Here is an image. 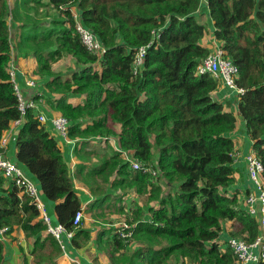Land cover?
Returning <instances> with one entry per match:
<instances>
[{"label": "trees", "instance_id": "16d2710c", "mask_svg": "<svg viewBox=\"0 0 264 264\" xmlns=\"http://www.w3.org/2000/svg\"><path fill=\"white\" fill-rule=\"evenodd\" d=\"M203 6L211 26L196 16ZM78 22L102 42L101 55L83 45ZM142 46L143 64L134 74ZM217 47L238 69L236 84L244 92L234 106L264 166V0H0V140L23 116L14 161L55 201L57 221L73 231L75 247L92 240L85 214L100 226L95 248L110 264H236L229 239L258 236V217L248 212L241 191L230 189L241 175L231 137L237 114L230 101L214 97L220 80L198 70ZM19 57L35 62L29 79L48 77V94L33 100L42 98L69 121L67 139L80 143L78 155L90 161L73 175L39 114L19 111ZM63 58L75 66L65 76L52 66ZM80 95L78 103L69 101ZM73 177L94 196L85 208ZM130 192L137 197L125 200ZM78 210L85 214L75 228ZM113 214L117 225L107 227ZM16 226L33 239L32 254L50 245L53 252H43L41 263L55 264L62 253L58 239L31 198L0 177V228L8 235ZM0 264H11L3 240Z\"/></svg>", "mask_w": 264, "mask_h": 264}, {"label": "crops", "instance_id": "0c3cea01", "mask_svg": "<svg viewBox=\"0 0 264 264\" xmlns=\"http://www.w3.org/2000/svg\"><path fill=\"white\" fill-rule=\"evenodd\" d=\"M196 16L198 17L199 21L211 26V22L208 16V10L206 9L205 6H203L199 10ZM34 64L35 63L33 60L30 59L23 60L22 57H19L14 61V69L16 71V75H15L16 77L15 76L14 77L16 78L15 79L16 83L21 89L25 100H33L35 94L39 96H41L42 94L44 95L48 94V91L43 86L44 81L48 78L47 76H44L42 78L39 77L35 78L36 79L35 84L37 85H35L34 87L27 86L25 83L26 79L31 76L28 73L30 72L31 69H34ZM217 79L220 80L221 85H219L218 89L215 90L214 97L222 102L230 101L231 102L230 109L235 111L237 114V127L234 130V132L231 134V137L236 141V146H237V151L234 154V165L238 167L241 175L240 174L236 175V180L231 185L230 189L234 190L237 188L238 190H240L241 193L239 195V198L241 200L242 199L244 200V198L249 192H257L256 187L249 179L248 170H246V166H247L246 155L249 152L253 151L252 141L247 137L244 121H242L238 117L237 108H235L234 106L236 103L237 92L225 86L221 78H217ZM82 97H83L82 95L76 96L74 98H70L69 101L76 104L81 100ZM34 102H35L34 110L38 114L44 116L45 119L41 123L45 124L46 129L58 141V144L61 147V151L69 166V170L71 174L73 175L76 166L79 163L83 162L89 165L90 161H87V159L84 157H83L84 160L83 161L82 158L78 155V151L82 145L80 143H77L76 140H69L61 137L53 129L50 120L53 116L56 115V113L44 103L42 98L38 99L37 102L36 101ZM19 127H20L19 124L12 123L10 129L6 131L3 135V137L5 138L4 154L6 156L7 154H11V157L8 156L7 157L13 161L15 156V139ZM93 141H89V145H92ZM111 143L115 145L114 141H112ZM97 145H94L95 146L94 149L104 152V150L100 148L104 146L99 144ZM87 149L88 147H84L82 149L83 150L82 156L85 155V151ZM91 160L93 163L97 161V158L93 157ZM73 183H74V187L77 190L78 197L81 201L82 208H85L94 199V196L90 193L87 186L79 179L73 177ZM130 193H129V197H126L125 200H130L133 198ZM40 199L45 204L51 223L53 225L59 224L54 210L55 201H51L47 199L46 196L42 193L40 194ZM114 215L115 214L109 215V217L112 218L113 223L111 224L108 223L107 227L109 225L111 227H114V225L116 224L115 222L116 216ZM230 225H231L230 221L224 223V226L227 227V230ZM83 228H86L87 230H90L92 232V240L87 243L82 242L81 246L75 247L71 240L72 237L68 238L66 234L63 233L61 235V240L64 247L62 248V253L59 256H57L55 264H110V261L107 255L105 254V252L100 251L99 253L95 248V244H94L95 233L98 231L100 226L94 224L93 219H91L88 214L84 215ZM2 240L6 245V259H8L11 262V264H42L40 256L43 254V252L46 251L49 254L53 252L52 247L46 244L42 252H40L41 250H37L36 253L32 254L31 248H32L33 239L31 237H27L25 235V232L19 226L14 227V229L8 235L3 236Z\"/></svg>", "mask_w": 264, "mask_h": 264}, {"label": "built area", "instance_id": "2783aa9c", "mask_svg": "<svg viewBox=\"0 0 264 264\" xmlns=\"http://www.w3.org/2000/svg\"><path fill=\"white\" fill-rule=\"evenodd\" d=\"M72 16L75 19H78V14L76 12H73ZM77 30L80 33L83 45H85L88 50L94 53L98 52L100 55L105 51V47L102 42L89 28L78 22ZM145 52L146 46H142L138 49L132 64L134 74L143 64ZM198 70L199 72H210L215 78H221L225 86L235 90L239 95L243 94L244 88L239 87L235 80L238 74V69L231 60L226 59L223 56L221 48L217 47L215 51L211 52L205 59H203L198 67ZM35 82L36 81L34 79L28 78L26 80V85L34 87L36 85ZM15 90L18 97V108L21 114H25L26 110L29 108H35L34 101L25 100L17 85H15ZM22 117L23 116L15 120L13 123L19 124L22 121ZM38 119L39 121H44L45 118L43 115L39 114ZM50 121L54 130L61 137L67 139L66 130L69 125V121L60 115L53 116ZM4 145L5 138L2 137L0 140V146L4 147ZM126 159L131 162L134 169H138L140 167L139 162L132 160L130 155L127 154ZM246 161L249 178L256 187L257 192H249L244 200L248 212L252 216L258 217L259 234L251 242L241 238H231L229 239L228 244L233 253L236 255V264H264V166L254 151H251L246 155ZM0 177L5 178L7 181H11L13 185L17 186L20 190H22V192L31 198V202L38 209L41 219L47 226V232L57 238L61 248H63L64 245L61 240V235L65 233L68 238H71L73 231L67 230L62 224L53 225L51 223L45 204L40 199L39 189L35 180L32 179L31 176H28L23 168L17 165L15 161L8 158L4 154V151H0ZM82 217L83 212L81 210L76 211L72 220V224L75 228L79 226ZM122 227L128 228L125 223ZM7 229V227L0 228V240L3 239V236H6L5 232ZM121 232L122 237H128L131 234L130 230L127 232Z\"/></svg>", "mask_w": 264, "mask_h": 264}, {"label": "rangeland", "instance_id": "374dc122", "mask_svg": "<svg viewBox=\"0 0 264 264\" xmlns=\"http://www.w3.org/2000/svg\"><path fill=\"white\" fill-rule=\"evenodd\" d=\"M23 60H25V59L23 58ZM52 66H53L54 69H56V71L61 72V73H64V74H62L63 76L68 75L70 73V71L75 67L74 64L72 63V61L70 60V58H63L60 62H58L56 64L53 63ZM38 85H39V83H38ZM100 148L101 149H104L103 147H100ZM7 156L8 157H11V154H7ZM24 171L26 172V174L28 176H30L26 170H24ZM130 194L132 195L133 198H136L137 197V195L134 192H131ZM143 201L144 200H142L141 198H139V202H143Z\"/></svg>", "mask_w": 264, "mask_h": 264}, {"label": "clouds", "instance_id": "9594fccd", "mask_svg": "<svg viewBox=\"0 0 264 264\" xmlns=\"http://www.w3.org/2000/svg\"><path fill=\"white\" fill-rule=\"evenodd\" d=\"M34 80H36V79H34ZM237 95H239L238 93H237ZM35 103V102H34ZM34 109V108H33Z\"/></svg>", "mask_w": 264, "mask_h": 264}]
</instances>
